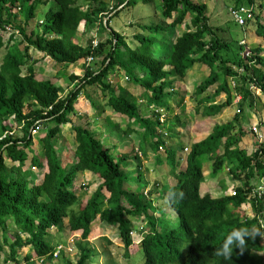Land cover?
I'll use <instances>...</instances> for the list:
<instances>
[{
    "label": "trees",
    "instance_id": "trees-1",
    "mask_svg": "<svg viewBox=\"0 0 264 264\" xmlns=\"http://www.w3.org/2000/svg\"><path fill=\"white\" fill-rule=\"evenodd\" d=\"M52 1L53 6L46 12L41 26L37 25L41 30L28 33L26 27L36 18L40 5L47 2L0 0V50L6 45L2 31L7 27L17 30L28 42L24 44L11 36L13 44L7 45L0 64V259L3 263L20 264V252L29 248L24 256L26 263L36 259L41 264H87L96 255V246L89 236L102 223L118 225L125 252L129 254L133 245L130 233L133 229L140 230L134 220L142 218L146 229L142 231L143 240L139 245L144 251V264H264V241L260 238L264 236V227L261 229L259 223L262 218L264 222V196L251 197L254 186L251 179H264V146L252 153L239 147L243 131L239 129V137L232 134L239 122L238 115L234 122L214 125L204 140L193 144L184 168L178 170V162L174 160L175 181L166 194L170 208L176 214L174 220L168 215H158L162 210L155 206L154 195L160 190L156 185L146 190L150 183L141 170L138 154L134 156L136 170L128 172L129 164L123 163L129 156L112 153L110 145L83 125L73 126L77 146L71 157L67 158L55 144L62 132L61 125L71 123L72 114H78V98L87 85L100 87L106 97L105 105L99 108L100 102L86 94L91 108L87 115L99 118L98 111L101 116L109 108L144 129L145 138L154 136L153 124L159 123L158 116L154 114L155 120L141 116L135 100L118 93L110 79L117 68L144 88L142 97L148 105H162L172 94L167 90L171 86V76L183 79L186 70L195 64L209 65L212 73L197 86L196 93H203L218 84L213 98L225 93L227 100L222 103L210 100L211 104L204 107L203 113L208 117L221 113L232 104L233 92L228 77L235 80L234 89L244 96V100L251 96L248 80L252 82L256 78L264 91V74L255 68L256 65L264 66L262 48H251L250 56L243 57V46L230 34L223 35V26L211 23L208 5L193 0H89L86 8L81 0ZM140 1L146 4L158 1L156 8L161 22L140 25L149 35H136L139 45L131 48L113 29L111 20ZM254 2L235 0V8ZM260 5L264 10V2L260 1ZM120 6L123 7L117 10ZM187 15L191 16L193 28L171 39ZM82 23L86 34L98 24L101 31L114 38L100 68H88L82 78L76 77L74 88L66 95L64 88L56 82L38 79L32 65L23 74L22 67L31 45L64 64L86 62L89 57L99 54L104 44L99 43L93 48L92 42L83 45L78 41ZM256 33L264 39V23L258 16ZM167 66L171 69L166 70ZM232 66L243 68L244 73L237 72ZM17 128L22 130L21 137L13 134ZM33 130L41 132L43 157L35 151ZM131 130L135 131V127L131 126ZM158 142L153 145L156 152L159 151ZM205 154L214 161L213 173L221 170L225 162H231L230 172L241 182L235 195H201L204 176L199 156ZM175 156L176 152L167 153V158ZM41 158L46 160V165ZM6 159L12 164L9 165ZM29 161L33 167H45L41 183L35 182L27 165ZM85 171H90L101 182L90 197L83 198L73 188L76 173ZM138 182L143 186L141 192L134 186ZM223 186L226 189L225 183ZM246 202L253 208L252 217L243 208ZM76 204L80 207L78 211L74 209ZM241 223L255 226L260 234L245 237L243 252L233 247L230 260H220L214 255L215 248L229 230ZM52 230L63 234L65 242L74 231H82L74 263L64 252L54 256L56 245L49 241ZM101 240L107 245L112 243L105 236Z\"/></svg>",
    "mask_w": 264,
    "mask_h": 264
},
{
    "label": "rangeland",
    "instance_id": "rangeland-1",
    "mask_svg": "<svg viewBox=\"0 0 264 264\" xmlns=\"http://www.w3.org/2000/svg\"><path fill=\"white\" fill-rule=\"evenodd\" d=\"M47 3L41 4L39 7V10L37 11V16L33 21L26 27L27 32L29 33L31 30L40 31L41 27V21L45 19L46 12L53 6L52 0H44ZM195 3H206L208 5V14L211 17V23L216 26H227L230 31V36L234 40H241L242 38L246 37V45L249 47H258L261 46L264 51V40L262 37L260 38L258 35H256V22H248L245 29H243V26L239 25L235 22L234 18L230 14V10L235 6V0H193ZM260 1L264 2V0H258V4L260 5ZM81 4L86 8L87 4L89 3V0H81ZM158 4V1L156 3L152 4H146L143 1H140L138 5L133 7H127L125 10L120 12L118 16H115L111 20V26L113 29L117 32H119L125 39V42L131 47L135 48L139 45V41L136 37V35H144L148 36L149 34L145 31H143L140 27V25L143 24H151L156 23L159 24L161 19H159L158 16H161L158 12V9L156 8ZM262 22L264 23V17L262 16ZM252 24V27H251ZM192 29L191 27V16L187 15V19L185 22L178 26L175 31V36L171 37V39H175L176 36H180L184 32H186L188 29ZM80 34L78 35V41L83 45H88L92 42V40H98L99 43L104 44L105 46L100 49V53L96 56H93L92 60L89 61V63H86L84 61H80L76 64H64L56 62L54 59L46 55L43 51L38 50L36 47L32 46L30 47L29 51L27 52V60L26 64L22 67L23 74L27 73L29 65H32L36 68V74L38 79L42 80H52L56 82L58 85H61L64 88V95H66L72 88H74L76 81L75 78H82L86 72V70L89 68L91 70H97L102 66L103 60L105 58V55L110 50L112 44L111 40L113 41L114 38L107 32L101 31L99 29V25H94L92 28H90L87 31V34L85 33V27L83 23L80 25ZM4 35V41L6 45L0 50V64L2 63L4 56L7 52V45L13 44L12 41H10L11 36H14L18 41H23L24 44H27V40L25 36L18 33L17 30L11 27H7L4 31H2ZM223 35H226V33H222ZM245 54V53H244ZM264 56V54H261ZM243 56V55H242ZM205 68H209V73H212V70L209 66L204 65ZM234 69L239 70L240 68L232 66ZM258 72L263 73L264 72V66L257 65L255 66ZM121 69L117 68V71H114L113 75L111 74L110 79L112 80V84L116 87V90L119 94H123L127 96L129 100H136L138 108H141V113L143 115H153V108H149L146 105V99L142 98V90L140 87H137V85L132 82L125 74L120 71ZM241 73H244L242 69H240ZM248 74H252L251 71H249ZM75 76V77H74ZM199 77L194 82H189V88L194 90L196 87L206 78ZM179 78H176L173 81V87H174V81L175 83L182 82L179 81ZM74 82V83H73ZM172 85V83H171ZM232 85V84H231ZM176 87V84H175ZM139 88V89H138ZM192 90V91H193ZM174 91V89L172 90ZM191 92V91H190ZM178 93L182 94V98L184 94L187 93V88L184 86L181 91H178ZM89 94L92 95L94 100L100 102V107L103 108L106 102V97L102 94L100 87L96 85H87L86 88L83 91V94L81 93L79 95V102L77 104V109H79L78 114H72L71 116V123L67 125H61L62 132L59 137L55 139L56 146L61 149V151L64 153L67 158L71 157L73 155V151L75 147L77 146V142L75 139V132L73 130V126L75 125H83L88 126L95 132L97 136H99L106 145H110L112 153L114 154H126L129 156V160L127 162H124L123 165L129 164L128 168L126 170L128 172H134L137 168V161L134 159V156L136 154L139 155V152H143V157L141 158V166L143 167L142 172L146 175V178L148 179V182L150 183V186L146 187L150 188L156 185L159 190L160 194L166 192V190H170L171 184H174V178L175 175L171 172L174 157H171L169 161H167L166 158V152L165 149H161L159 153H155V149L153 148L154 143L156 142L155 135H158L159 139H163L164 141H168L169 137L171 138L169 140V145L174 140H177L180 143L186 142L185 138L179 137L175 134V127L173 124H175L176 127L183 126L187 128L191 125H195V127H198L196 117L193 116L190 119V112L189 113V107L188 105L193 104L189 99L191 98H184L185 100H188L186 102L187 106L181 105L182 101L180 98H168L167 100L163 101L162 109L166 110V114H168V117L171 119V123H165V124H159L154 123L153 129H154V136H148L145 138V132L143 129L138 128L137 124L133 121H129L125 117L120 116L119 114L111 111L109 108L105 109V112L100 116V110L98 111L99 118H92L86 113L91 110L89 102L87 103L85 95ZM138 94V98L134 95ZM191 94V93H190ZM193 96V93H192ZM183 99V100H184ZM252 101V100H251ZM257 108H255V103L252 108H247L246 112H248V115H245V118L240 119V124L244 125L246 129L252 126V122H256L259 125V122L261 120H264V99L257 98ZM176 106L180 107L179 112L177 113ZM231 109H234V106L231 107ZM140 110V109H139ZM237 108H235L236 112ZM26 111H29V108L26 109ZM227 113V112H226ZM225 113V114H226ZM199 115V114H197ZM201 116H199V119ZM233 118V117H232ZM250 119V120H249ZM261 119V120H260ZM155 120V119H152ZM232 120V119H231ZM189 122V123H188ZM218 123V122H217ZM250 123V124H249ZM222 124L221 120L220 123ZM225 124V123H224ZM131 126L135 127V131L131 130ZM260 127V125H259ZM263 127V128H262ZM262 134L264 137V123L262 124ZM43 128V127H42ZM130 128V130H129ZM44 129V128H43ZM41 129L40 131H42ZM164 131L168 132V137H164ZM237 131L236 129L234 130ZM160 132V133H158ZM246 133L245 131H243ZM163 133V134H162ZM192 133L191 131L189 132ZM194 133V132H193ZM247 132V138H243L241 140V147L240 148L246 150L248 153H252L256 148L259 147V143L257 142L256 138L251 134ZM15 137H21L22 136V130L20 128H17L13 132ZM34 137V147L35 151H37V155L39 157H43L44 153L42 151V145H41V139L40 134L41 132L33 130L32 132ZM160 134V135H159ZM236 135L239 136V133L236 132ZM176 141H174L175 143ZM264 142V141H262ZM166 147V146H165ZM176 151V149H174ZM63 155V156H64ZM156 156L160 157V162L156 163ZM166 158V163L163 161ZM44 159V158H43ZM41 158V162L46 165V160ZM6 162L11 165L12 163L10 160L6 159ZM169 162V163H168ZM180 163V162H179ZM199 164L201 166L205 183L201 188L202 194H210L214 197H220L223 194H229L230 190H235L236 181L231 177V173L228 171V168H223L219 173H213V160L208 156V154L199 156ZM28 168L32 171L34 180L36 183H41L44 173H45V167H33L32 163L28 162ZM68 166V165H67ZM182 169L181 167L178 169ZM136 176V174H135ZM75 184H74V190L77 195L83 198L90 197L95 190L97 189L99 183L101 180H97V177L93 176L89 171L85 172H77L75 177ZM264 180V179H261ZM260 179H251V184L258 183ZM226 183L227 185V191H223V184ZM241 183V182H240ZM136 190L141 192L143 190V186L140 182L137 183V185H134ZM144 192L147 193L148 191ZM264 196V195H263ZM264 201V200H263ZM156 204L161 208L162 211H159V215L167 216L168 218H174L176 214L174 211L171 210L170 205L168 204V198L167 195H164L163 199H157ZM80 207L78 205H74V209L78 211ZM244 210L247 211L248 215L252 217L254 215L253 208L246 204L243 206ZM264 215V212H263ZM174 220V219H173ZM134 224L144 227L146 225V222L144 219L137 218L134 220ZM104 231L103 235L106 236L109 240H111V244L107 245L106 242L101 240L103 237L99 238L100 243L97 242L96 239H94L93 235H90V238L93 240V244L96 246L97 249V255L92 258L91 261H89L87 264H144L145 261V255L144 251L141 249L139 244H133L129 250V254H126L124 249V242L122 241L120 237L119 230L116 225L108 226L103 223ZM146 229V226L144 230ZM143 231V230H142ZM81 234V231L79 232ZM56 230H52L51 234L49 235V241L52 243V245H57L59 243H64L66 237L64 235H60ZM141 236L134 237V241L138 240ZM98 238V237H96ZM264 241V236L262 235L260 237ZM98 239V240H99ZM80 241V238H78ZM141 240V239H140ZM137 243V241H136ZM29 248H23L18 256V260L20 261V264H41L39 260H31L30 262L26 263L24 260V256L29 252ZM67 257L71 260V262L74 263L76 255H70L66 254ZM0 264L3 263V259H0ZM7 264H16L13 261H10Z\"/></svg>",
    "mask_w": 264,
    "mask_h": 264
},
{
    "label": "clouds",
    "instance_id": "clouds-1",
    "mask_svg": "<svg viewBox=\"0 0 264 264\" xmlns=\"http://www.w3.org/2000/svg\"><path fill=\"white\" fill-rule=\"evenodd\" d=\"M255 2L252 4H243V5H240L238 8H235L236 6H234L231 10H230V14L232 15V17L234 18V20H235V22L236 23H238L239 25H241V26H243V29H245V27L247 26V24H248V22H253V21H255L256 22V26H257V16L259 17V21L260 22H262V16L264 17V10L261 8V5H259L258 4V0H254ZM124 6V5H123ZM123 6H120L117 10H119V9H121ZM242 9H244L243 11H242ZM233 11H237L238 12V16L236 17L235 15H234V13H233ZM113 13L114 12H112L110 15H109V17H107V18H105V21H108V18H110V16H112L113 15ZM240 16L242 17V19L243 20H240ZM263 23V22H262ZM216 26V25H215ZM251 27H252V24H251ZM223 28L225 29V33H226V30L228 31L227 33H226V35L225 36H228L229 34H230V31H229V28H227V26H223ZM256 29H257V27H256ZM111 30V29H110ZM246 30V29H245ZM222 33V32H221ZM256 35H257V33H256ZM260 37V36H259ZM238 41V43H239V45L241 46H243V48H244V50L242 51V54L241 55H243V57H247V56H250V53H251V48H254V47H249V46H247L246 45V37H244V38H242L241 40L239 39V40H237ZM95 43L97 44V45H95ZM98 44H99V42H98V40H93L92 41V45H93V48H96L97 46H98ZM261 47V46H260ZM262 48V47H261ZM262 51H263V49H262ZM264 52V51H263ZM245 53V54H244ZM261 54H263L262 52H261ZM92 58L93 57H89L88 59H87V63H89V61L90 60H92ZM257 66V65H256ZM210 67V66H209ZM166 70H170L171 69V67L170 66H167L166 68H165ZM211 69V68H210ZM240 69H242L243 71H244V69L243 68H240ZM240 69L239 70H236L237 72H239V73H241L240 72ZM212 70V69H211ZM211 74V73H210ZM262 74H264V72L262 73ZM253 74H249V76H252ZM186 77V76H185ZM184 77V78H185ZM209 77V76H208ZM128 78V77H127ZM176 78H179V77H177V76H171L170 78H169V80H170V83H172V85L167 89L169 92H172V94H174L173 93V81L172 80H175ZM183 78V79H184ZM180 79V78H179ZM183 79H181V80H183ZM227 80H228V84H229V87L232 89V92H233V101H232V104H234L233 106H234V110H235V108H237V110H236V112H235V115H234V118H235V116L236 115H238V119L237 120H239V122H237L236 123V125L234 126V130L236 129L237 131L236 132H238L239 133V136H240V132H239V129H241V131H247V132H249V133H251L255 138H256V140H257V142L259 143V147L261 146V145H263L264 146V142H262V141H264V137H263V134H262V129H261V127H262V124L264 123V121L263 120H261L260 122H259V125H260V127H259V125L257 124V123H254V124H252V126L251 127H249L248 129H246V127L244 126V125H242V124H240V119L243 117V118H245L246 116L245 115H248V112H246V110H247V108H252V106L253 107H255V108H257V101H255V100H257V98H258V100L259 99H264V91H263V88H262V86L260 85V84H258V82H257V80H256V78H254L253 79V81L252 82H250L249 80H248V84H247V87H248V90H249V92H250V94H251V96H249L248 97V99L247 100H244L243 98H244V96L241 94V93H239V92H237V91H235V80L233 79V78H231V77H228L227 78ZM232 84V85H231ZM215 85H217V87H218V84H215ZM215 85H213V86H215ZM140 87V86H139ZM212 87V86H211ZM197 88V87H196ZM195 92H196V90H195ZM171 94V95H172ZM222 94V93H221ZM225 97H226V94H225ZM168 98H165V100H167ZM164 100V101H165ZM227 100V98L225 99V100H222V101H217L216 103H222V102H225ZM252 100V101H251ZM135 102H136V100H135ZM137 103V102H136ZM254 103H255V106H254ZM146 104H147V102H146ZM231 104V105H232ZM138 106V105H137ZM147 106L149 107V108H153V115L151 116V115H147V116H143V117H147V118H151L152 117V119H156V117H155V115L154 114H156L157 116H158V120H159V124H167V123H171V119H170V117H168V114H166L167 112H166V110L165 109H162L161 107H162V105H154V104H150V105H148L147 104ZM140 110H141V108H139ZM139 110V111H140ZM198 111H200L199 109H198ZM141 113V112H140ZM142 114V113H141ZM140 114V115H141ZM142 116V115H141ZM205 117V116H204ZM234 118L231 120V121H229V122H226V123H230V122H234ZM250 120V119H249ZM225 123V124H226ZM219 124V123H218ZM250 124V123H249ZM219 125H222V124H219ZM173 126L175 127V134L176 135H178L179 136V132H177L176 131V126H175V124H173ZM180 127H183V126H180ZM214 128V127H213ZM263 128V127H262ZM213 130V129H212ZM233 130V132H232V134H233V136H236V137H239V136H237L236 135V132ZM165 133H164V137L165 138H167L168 137V132H166V131H164ZM212 132V131H211ZM210 132V133H211ZM247 132L246 133H244V135L241 137V140L247 135ZM155 133V132H154ZM158 133H160V132H158ZM209 133V134H210ZM249 133H248V135H249ZM163 134V133H162ZM208 134V135H209ZM160 135V134H159ZM207 135V136H208ZM157 136V137H156ZM206 136V137H207ZM155 137H156V141H159L158 143H159V151L161 150V149H165V152H166V158H167V153L168 152H176V158L174 159V160H176V162H178V169L181 167V168H184L185 167V165H186V158H187V156H188V154L191 152V149H192V145L193 144H195V143H193V144H191V146L190 147H188L187 145H183V144H181L180 142H178L177 140H176V142L175 143H173V144H181L180 145V148L179 149H177V148H174V147H171V144L169 145L168 143H169V140L171 139L170 137H169V139H168V141H164L163 139H159L158 138V135H155ZM205 137V138H206ZM204 138V139H205ZM204 139H202V140H204ZM202 140H200V141H202ZM199 141V142H200ZM168 142V143H167ZM196 143H198V142H196ZM240 143H241V141H240ZM240 143H239V145H240ZM166 146V147H165ZM240 147H241V145H240ZM258 147V148H259ZM174 149H176V151L174 150ZM257 149V148H256ZM255 149V150H256ZM254 150V151H255ZM159 151L157 152V153H159ZM253 151V152H254ZM155 153H156V151H154ZM247 152V151H246ZM248 153V152H247ZM139 156H141V158L143 157V152H139ZM209 156V155H208ZM210 157V156H209ZM166 158L163 160L165 163H166ZM160 157H157L156 156V163L157 162H160ZM169 159L170 158H167V161H169ZM212 160V159H211ZM180 162V163H179ZM169 163V162H168ZM213 163H214V161H213ZM231 162L230 161H227V162H225V164H224V166H223V168L225 169L226 167L228 168V171L230 172V166H231V164H230ZM172 168H173V166H172ZM222 168V169H223ZM221 169V170H222ZM141 170H143V167L141 166ZM221 170H219L217 173H219ZM90 172V171H89ZM171 172H172V169H171ZM91 173V172H90ZM231 173V172H230ZM92 174V173H91ZM94 176V175H93ZM146 176V175H145ZM204 176V175H203ZM231 177L236 181V185L234 186L235 187V190H230V192H229V194H223L222 196H224V195H235L236 194V192H237V187L240 185V181L239 180H236L234 177H233V175L231 174ZM97 180H99V179H97ZM175 180V179H174ZM204 183H205V178H204V181L202 182V184H201V187H200V193H201V195H205V194H202V192H201V188H202V186L204 185ZM100 184V183H99ZM226 184V183H225ZM172 185V184H171ZM227 186V185H226ZM165 190H163V196L159 193V194H156V195H154V203H155V206H157L160 210H161V208L156 204V201H157V199H163V197H164V195H166L167 194V192L169 191V190H166V192H164ZM223 191L225 192V191H227V187H226V189H224L223 188ZM209 194V193H208ZM256 194L259 196V197H261L262 195H264V180H260L258 183H255L254 184V186H253V190H252V192H251V197L254 195V196H256ZM212 196V195H211ZM214 197V196H213ZM221 197V196H220ZM168 198V197H167ZM168 204H169V202H168ZM246 204H249L250 206H251V204L249 203V202H246L245 204H243V206L244 205H246ZM175 213V212H174ZM158 215H159V213H158ZM160 216V215H159ZM142 219V218H141ZM173 219H175V217L173 218ZM260 228L262 229L263 227H264V222H263V218L260 220ZM104 224H106V223H104ZM103 225V223L102 224H100L99 226L100 227H98L99 229L100 228H103L104 229V226H102ZM106 225H108V224H106ZM112 225H116L117 226V228H118V225L117 224H112ZM112 225H108V226H112ZM138 226V225H137ZM138 228L141 230H138V229H133L132 231H131V233H130V235H131V237H132V239L134 238V237H136V236H141V237H139V239L138 240H135L134 241V239H133V244H140L141 243V241L143 240V233H142V230L143 231H145L144 230V228H145V226L144 227H141V226H138ZM81 230H78V231H74L71 235H70V237H68L67 238V240H66V242H64V243H59L58 245H57V247H55V251H54V256L55 257H57L59 254H60V252H64L65 253V255L66 254H72V255H76L77 253H78V248H77V243H78V238H80L81 237V234H82V231H81V234L79 233ZM257 233H259V230H258V228H256L255 226H250V225H247L246 223H241V225L239 226V227H235V228H232L231 230H229L228 232H227V234L224 236V238H223V240L221 241V243L219 244V246L218 247H216L215 248V250H214V255L217 257V258H219L220 260H223V261H229L230 260V258H231V255H232V253H233V247H236V248H239L240 249V251L241 252H243V250H244V248L246 247V243H245V237H248V238H252V237H254ZM92 234V233H91ZM90 234V235H91ZM260 234V233H259ZM104 235H100V236H97L98 238H94V239H96L97 240V242L98 243H100L99 242V238H101V237H103ZM262 236V235H261ZM106 237V236H105ZM93 239V240H94ZM141 239V240H140ZM89 240H91V242L93 241L91 238H90V236H89ZM111 241V240H110ZM136 241H137V243H136ZM96 255H97V249H96ZM95 255V256H96ZM94 256V257H95Z\"/></svg>",
    "mask_w": 264,
    "mask_h": 264
},
{
    "label": "crops",
    "instance_id": "crops-1",
    "mask_svg": "<svg viewBox=\"0 0 264 264\" xmlns=\"http://www.w3.org/2000/svg\"><path fill=\"white\" fill-rule=\"evenodd\" d=\"M262 53L264 54L263 51H262ZM204 65H206V64L197 63L194 66L188 68L186 70V77L183 80H181V79L179 80L182 82H179V84H178V82L175 83L176 81H174V87H173L174 88V91H173L174 94H172L169 97V98H180V100L182 101L181 105H184V106H187L186 102H188V100H185L184 98H191L189 100L193 103L191 105H188L187 107H189L188 108L189 113L193 112V113H190V119L192 118V114H193V116L196 117V120H197L196 124L198 125V127H195V125H191L188 127V130H186L187 128H185V127H177L176 128V131L179 132V137H183L186 140V142H183L181 144L187 145L188 147H190L191 144L199 142L200 140L204 139L212 131L214 125L220 123V120H221L222 124H224L226 122L231 121V119H233L234 115H235V110L231 109V107L234 105V104H232V105L226 107L221 113H219L217 115L208 116V117L203 116L204 107L211 104L210 100L216 99V102H217V101H222V100L226 99L225 93H222L219 97L217 96V98H213L214 92L218 88L217 85L210 87L207 91L200 93V94L195 92L196 89L193 90L192 87H191V89L189 88V82L190 81L194 82L195 80H197L201 76H202V78L208 77L209 68L208 69L205 68ZM207 66H209V65H207ZM203 81H204V79H203ZM175 84H176V87H175ZM184 86L187 88V93L184 94L183 95L184 98H182V94L178 93V91H181V89ZM137 87H139V86H137ZM140 89L143 91L142 92V95H143L144 94V88H142L140 86ZM192 93H193V96H192ZM134 95L138 98V94H134ZM142 95H141V97H142ZM142 98H144V97H142ZM198 109L200 111H198ZM176 110L178 113L180 110V107L176 106ZM140 112H141V110H140ZM197 114H199V115H197ZM141 115L147 116V115H143V114H141ZM199 116H201L200 119H199ZM254 123H256V122L254 121L252 124H254ZM138 128H140V127L138 126ZM190 131L192 132L191 134L189 133ZM245 138H247V135L245 136ZM174 141H176V140H174ZM174 141L172 143H170L171 147L179 149L181 144H173ZM103 231H104L103 228H101V229L97 228L92 232V235L94 238H96L97 236L103 235Z\"/></svg>",
    "mask_w": 264,
    "mask_h": 264
},
{
    "label": "built area",
    "instance_id": "built-area-1",
    "mask_svg": "<svg viewBox=\"0 0 264 264\" xmlns=\"http://www.w3.org/2000/svg\"><path fill=\"white\" fill-rule=\"evenodd\" d=\"M244 9H242V11H243ZM233 13H234V15L237 17L238 16V12L237 11H233ZM240 20H243L242 19V17L240 16ZM95 45H97L96 43H95Z\"/></svg>",
    "mask_w": 264,
    "mask_h": 264
}]
</instances>
